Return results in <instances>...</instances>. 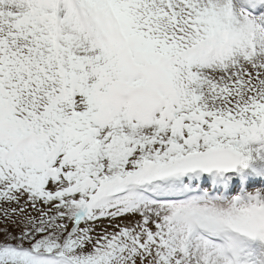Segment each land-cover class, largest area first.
<instances>
[{
	"label": "snow or ice",
	"instance_id": "snow-or-ice-1",
	"mask_svg": "<svg viewBox=\"0 0 264 264\" xmlns=\"http://www.w3.org/2000/svg\"><path fill=\"white\" fill-rule=\"evenodd\" d=\"M0 264H264V0H0Z\"/></svg>",
	"mask_w": 264,
	"mask_h": 264
}]
</instances>
